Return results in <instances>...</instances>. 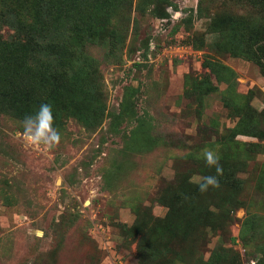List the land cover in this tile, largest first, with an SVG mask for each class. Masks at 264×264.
Segmentation results:
<instances>
[{"label":"rangeland","instance_id":"1","mask_svg":"<svg viewBox=\"0 0 264 264\" xmlns=\"http://www.w3.org/2000/svg\"><path fill=\"white\" fill-rule=\"evenodd\" d=\"M1 36L0 264H264V0H0Z\"/></svg>","mask_w":264,"mask_h":264},{"label":"clouds","instance_id":"2","mask_svg":"<svg viewBox=\"0 0 264 264\" xmlns=\"http://www.w3.org/2000/svg\"><path fill=\"white\" fill-rule=\"evenodd\" d=\"M54 116L50 104H41L34 114L26 115L22 121V137L25 142L35 148L52 150L60 143V134L53 126ZM206 165L214 167L217 175L202 176L194 178L201 193H205L209 188H219L218 176L222 175L223 169L220 165V157L211 150L204 151Z\"/></svg>","mask_w":264,"mask_h":264},{"label":"trees","instance_id":"3","mask_svg":"<svg viewBox=\"0 0 264 264\" xmlns=\"http://www.w3.org/2000/svg\"><path fill=\"white\" fill-rule=\"evenodd\" d=\"M7 40L6 39H4V37H0V47H2V46H4V45H6L7 44V42H6ZM245 58H249V55L247 54V53H245L244 55H243ZM251 136L252 137H254V138H257L259 141H261V140H264V133H262V132H260V131H254L252 134H251ZM221 178H224V176L223 177H221ZM197 185H194L193 187L196 189L197 187H196ZM221 250L222 251H228V249H226L225 247H222L221 248ZM217 254V249H215V250H213L212 251V253H211V256H210V259L207 261V264H215V261H216V255ZM229 264H240V263H237V262H232V263H229Z\"/></svg>","mask_w":264,"mask_h":264}]
</instances>
